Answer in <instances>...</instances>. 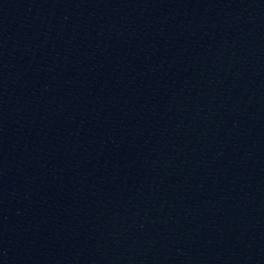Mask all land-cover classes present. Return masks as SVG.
Returning a JSON list of instances; mask_svg holds the SVG:
<instances>
[{
	"label": "water",
	"instance_id": "95a60500",
	"mask_svg": "<svg viewBox=\"0 0 264 264\" xmlns=\"http://www.w3.org/2000/svg\"><path fill=\"white\" fill-rule=\"evenodd\" d=\"M264 253V0H0V264Z\"/></svg>",
	"mask_w": 264,
	"mask_h": 264
}]
</instances>
